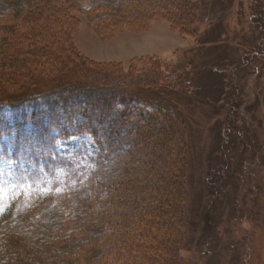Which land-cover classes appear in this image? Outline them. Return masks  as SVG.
Wrapping results in <instances>:
<instances>
[{"label":"trees","instance_id":"obj_1","mask_svg":"<svg viewBox=\"0 0 264 264\" xmlns=\"http://www.w3.org/2000/svg\"><path fill=\"white\" fill-rule=\"evenodd\" d=\"M84 1L87 4L82 0H0L3 18L15 16L21 25L33 28L25 36L30 39L29 48L18 55L7 49L8 37L0 42V79L16 86L10 93L0 82V162H14L4 177L14 188L0 210V264H97L114 244L143 238L136 234L135 223L141 225L138 229L143 236L155 232L153 222L160 215L164 217L157 223L162 229L168 231L176 222L180 228L182 210L171 224L163 219L176 200L172 185L186 197L181 188L188 179L181 118L169 115L170 104L159 95L148 99L129 91L134 85L151 84L170 94V88L180 87V80L174 73L164 74L162 67L165 71L167 67L160 62L153 63V74L131 69L121 77L111 71L113 65L98 69L96 63L67 46L70 31L61 30L58 35L52 22L68 18L64 23L74 27L76 21L69 15L73 9L92 19L96 13L116 21L126 14L139 16L171 7L177 11L170 14L186 22L191 32L199 1ZM15 26H19L16 21L11 27ZM37 35H46L43 45L36 43ZM61 61L64 65L56 69L58 73L50 75ZM104 70L109 74L102 77ZM5 108L11 112L7 114ZM81 133L89 134L97 146L92 166L85 174L73 173L68 191L55 192L56 185L49 190L46 177L69 166V160L54 149L57 139ZM132 144L135 151L129 147ZM176 163L177 173H172ZM4 166L0 163V174ZM114 209H124L119 222L112 221ZM167 236L162 241L173 252L151 258L178 264V238L172 241L171 237L170 242ZM88 243L91 246L82 251Z\"/></svg>","mask_w":264,"mask_h":264},{"label":"rangeland","instance_id":"obj_2","mask_svg":"<svg viewBox=\"0 0 264 264\" xmlns=\"http://www.w3.org/2000/svg\"><path fill=\"white\" fill-rule=\"evenodd\" d=\"M198 1L199 12L191 32L186 22L170 14L177 11L171 7L139 16L126 14L116 21L96 13L92 19L73 9L69 15L76 21L74 27L64 23L68 18L52 22L58 35L61 30L70 31L67 46L96 63L98 69L113 65L111 71L121 77L131 69L137 74H153V63L160 62L167 67L166 71L162 67L163 73H174L181 83L180 87L170 88V94L151 84L129 88L133 94L148 99L159 95L170 104L166 110L169 115L181 118L188 177L181 188L186 197L177 185H172L176 200L163 219L171 224L182 210L180 228L174 223L168 237L167 229L158 225L164 217L160 215L153 222L155 232L144 237L139 232L141 225L135 223L136 234L143 238L132 237L131 241L114 244L97 264H163L161 257H151L173 252V247L162 241L165 236L172 237V241L178 238V264H264V0ZM15 21L19 26L12 28ZM32 29L21 25L15 16L6 19L0 15V42L8 37L7 49L13 54L29 48L30 39L25 36ZM44 36L37 35L36 43L43 45ZM56 63L50 75L64 65L62 61ZM32 69L37 70L35 66ZM107 71L101 76L109 74ZM0 82L10 93L16 87L9 80ZM5 112L11 110L5 108ZM129 147L135 151L134 144ZM55 148L65 161L69 160V166L59 167L53 176L46 177L50 180L48 189L56 185L55 192L68 191L73 173L85 174L92 166L97 146L89 134L81 133L58 138ZM0 163L5 164L0 185L6 192L1 210L13 192L14 187L4 177L14 163ZM178 163L172 173H177ZM121 210L124 209H114L113 222H119L124 214ZM181 237L185 240L177 244ZM89 246L86 244L82 251Z\"/></svg>","mask_w":264,"mask_h":264},{"label":"snow or ice","instance_id":"obj_3","mask_svg":"<svg viewBox=\"0 0 264 264\" xmlns=\"http://www.w3.org/2000/svg\"><path fill=\"white\" fill-rule=\"evenodd\" d=\"M10 163H14V162H10ZM6 195L5 192V186L0 185V202H2V198Z\"/></svg>","mask_w":264,"mask_h":264}]
</instances>
